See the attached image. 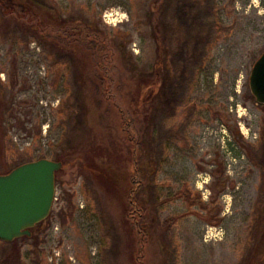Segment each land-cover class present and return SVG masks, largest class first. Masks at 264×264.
<instances>
[{"label": "rangeland", "instance_id": "1", "mask_svg": "<svg viewBox=\"0 0 264 264\" xmlns=\"http://www.w3.org/2000/svg\"><path fill=\"white\" fill-rule=\"evenodd\" d=\"M263 51L264 0H0V171L63 162L0 262L264 264Z\"/></svg>", "mask_w": 264, "mask_h": 264}, {"label": "water", "instance_id": "2", "mask_svg": "<svg viewBox=\"0 0 264 264\" xmlns=\"http://www.w3.org/2000/svg\"><path fill=\"white\" fill-rule=\"evenodd\" d=\"M249 84L256 101L264 104V51L252 67ZM62 167V161L44 157L0 174L1 240L30 236L31 229L47 219L56 199V174Z\"/></svg>", "mask_w": 264, "mask_h": 264}, {"label": "trees", "instance_id": "3", "mask_svg": "<svg viewBox=\"0 0 264 264\" xmlns=\"http://www.w3.org/2000/svg\"><path fill=\"white\" fill-rule=\"evenodd\" d=\"M163 3V2H162ZM164 4V5H163ZM163 4H161L158 8H159V12H161L160 14H162V21L161 22H163V23H161V25H162V28H163V32H164V30L166 29L165 28V26H166V24H164L165 23V20H166V17H165V15L172 9V7H171V5L172 4H170V6H168L167 7V5L165 4V2L163 3ZM172 11V10H171ZM167 16H168V14H167ZM165 19V20H164ZM158 24H159V22H158ZM213 24H217V21H212V22H210V21H205L202 25H205L208 29H209V31H211L213 28H214V26H213ZM64 25V26H63ZM164 25V26H163ZM41 26V25H40ZM49 26H51V27H53L54 28V32H56V34H59L60 33V35H67V37H74V36H76L77 38H78V36L80 35H82V33H83V30H81V28L80 27H78L77 25H75V24H73V22H70V21H67V20H58V22H53V24L52 25H49V24H45L43 27H42V30H41V32H45V31H47V29H49ZM155 27V26H154ZM154 29V28H153ZM205 30H203V31H201V28H200V33H202V32H204ZM85 36H87V35H85ZM50 37V36H49ZM53 37H55V36H53ZM58 37V36H57ZM156 38H157V41H158V46H159V48H161V50L163 51V46L161 45V41H159V38H158V36H155ZM76 40H78V39H76ZM200 40H203V37L200 39ZM76 42V41H75ZM113 43V42H112ZM119 43H122V42H119ZM119 43H116V47H118V48H115V46H113V44H110V46L108 45V47H106V46H103V48H105V49H103V51L105 50L106 52H108V51H111V53L113 54V53H115L116 52V50L117 51H119V53H121V52H123V50H122V45L121 44H119ZM91 44H94V45H96L97 43H95L94 41H92L91 42ZM103 45V44H102ZM120 47H121V49H120ZM104 51V52H105ZM163 53V52H162ZM201 55V54H200ZM163 62H164V60L163 61H161V59H160V61L159 62H157V66L159 67V68H156L155 69V71H152L151 73H149L148 75H146V77L147 76H151V79L154 77V76H156V78H157V82H156V84H155V88L153 89V91L151 92V94H152V97H154V98H156L157 96H158V93H157V91H158V89H157V86L159 85V78H160V75L162 74V69L160 68L161 66H163L162 64H163ZM153 85H149L148 83H146L145 84V88L147 89V91H150V87H152ZM158 88H159V86H158ZM157 89V90H156ZM160 93V92H159ZM147 96H149L148 94H147ZM0 174H1V171H0ZM40 224V223H39ZM38 224V225H39ZM24 237V236H23ZM22 237V238H23ZM25 237H28V235H25ZM21 238V237H20ZM20 238H16V239H14L13 241H4V240H1L0 239V242H2L3 244H5L6 246H8V247H13V246H16V243H17V241L20 239ZM1 263L2 264H6V262H5V259H2V261H1Z\"/></svg>", "mask_w": 264, "mask_h": 264}]
</instances>
